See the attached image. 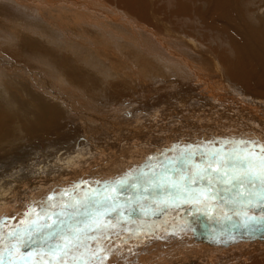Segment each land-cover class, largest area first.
<instances>
[{"label": "bare ground", "instance_id": "bare-ground-1", "mask_svg": "<svg viewBox=\"0 0 264 264\" xmlns=\"http://www.w3.org/2000/svg\"><path fill=\"white\" fill-rule=\"evenodd\" d=\"M158 1L0 0L5 7L20 6L31 17L22 27L3 21L0 29V35H7L5 41L0 38V168L11 160L18 161V166L0 174L12 176L10 183L0 186V236L5 241L33 208L58 214L61 202L71 204L74 198L83 200L86 194L91 196L89 206L79 213L86 217L95 211L91 205L103 200L109 188H115V192L123 191L119 195L126 194L117 200L111 193L119 214L108 212L107 222L117 227L103 234L99 242L88 240L91 247L106 250L103 264H264V254L259 255V250H264V221L249 223L244 230V217L234 215L243 199L236 204L230 202L237 200L239 185L210 186L207 181L192 185L216 193L218 207L212 214L196 204L160 205L157 201L174 196L175 190L149 187L150 180L159 183L164 176L179 179L193 165L205 164L208 154L215 151L227 153L247 147L259 152L264 146L263 118L249 113L235 119L222 99L210 96L206 98L209 109L194 103L180 109L190 110L181 118L201 121L189 130L162 138L150 126L140 128L133 138L106 131L127 112L183 88L227 99L241 96L264 105V0H161L163 7ZM40 26L48 28L47 32H36ZM88 33H98L95 46L104 50L113 44L141 51L143 46L156 43L168 57H154L156 66L136 62V70L114 69L95 59L92 46H83L77 40ZM69 34L77 37L70 38ZM195 96L202 94L187 98ZM169 104L178 105L180 101ZM217 115L227 125L242 127V135L224 126L214 128L210 120ZM85 135L93 136V140L74 144L73 154L90 152L91 157L62 165L58 171V157L52 153L55 150H44L47 144L63 141L72 145ZM114 145L125 147L114 150ZM139 147L147 149L144 157L156 147L165 154L155 159L126 160L134 157ZM189 150L194 153L192 162L177 164ZM41 158L54 166L50 172L17 173ZM140 162L143 173L136 170ZM65 191L70 195H64ZM51 195L55 200L50 202ZM221 208L230 218L222 215ZM15 209L21 211L15 213ZM247 210L250 216L264 215V207ZM171 212L176 218L166 221ZM180 226L185 228L178 229ZM155 231L158 238L162 237L159 247L151 240ZM174 235L184 242L177 243L179 238ZM34 241L38 245L25 247V255L32 252L33 259L39 257L37 261L51 260L38 255L48 250L43 238L37 235Z\"/></svg>", "mask_w": 264, "mask_h": 264}, {"label": "snow or ice", "instance_id": "snow-or-ice-1", "mask_svg": "<svg viewBox=\"0 0 264 264\" xmlns=\"http://www.w3.org/2000/svg\"><path fill=\"white\" fill-rule=\"evenodd\" d=\"M194 153L185 152L177 164L191 163ZM201 181H207L211 186L213 183H223L224 185H239L240 192L237 200L230 201L236 204L242 197L240 207L236 208L234 215L244 217V226L249 223H259L264 221V215L259 217L250 216L247 209L252 206L264 207V146L256 152L254 149L242 147L234 148L227 153L215 151L208 154L207 162L203 165H193L187 174H181L179 179L162 177L159 183L150 180L154 187H170L174 189V196L157 201L164 206H172L176 202L184 204H196L201 211L212 214L218 207L216 193L209 188H193L192 185ZM121 184L124 181H120ZM253 188L254 191H247ZM115 188H109L103 200H98L91 207L95 211L87 213L86 217L80 216V209L87 208L91 199L86 194L83 200L76 198L71 204L61 202V211H45L41 213L33 208L28 214V218L21 221V227L8 233L5 241L0 236V264H103L105 260V249L97 246L91 247L88 240L91 238L99 242L103 234L117 226L107 222L108 212L117 211L116 201L111 193ZM64 195H70L65 191ZM48 200L54 201L55 196L51 195ZM56 207L55 204L52 205ZM122 207V206H121ZM103 209V211H101ZM222 215L228 217V213L221 208ZM82 222V225L80 222ZM92 233H100V236H93ZM40 235L47 245V252H41V256H49L51 260L37 261L33 259V253L27 255L23 249L35 243L34 237ZM52 241H57L55 244Z\"/></svg>", "mask_w": 264, "mask_h": 264}, {"label": "rangeland", "instance_id": "rangeland-1", "mask_svg": "<svg viewBox=\"0 0 264 264\" xmlns=\"http://www.w3.org/2000/svg\"><path fill=\"white\" fill-rule=\"evenodd\" d=\"M155 1H157V0H155ZM160 1H158L157 4L160 7H163L164 4L163 3L161 4ZM173 5L174 4L172 3V6ZM1 7H2V9H1ZM16 7H20V6H18V5L12 6L11 5V7L10 6L5 7L4 5H2L0 3V10H1L0 11V25H1L0 29L1 30L3 27V25H2L3 21H6L7 23L10 22L9 24L14 25L15 27H17V25L22 27L24 24L27 23L25 21H29V19L31 18L27 11H25L24 9H22L20 7L22 9V12H19L20 8L17 9ZM23 11L25 13H23ZM26 19H28V20H26ZM21 22H22V24H21ZM5 29L10 30V28H8V29L5 28ZM45 29L47 30L48 28H46L44 26H40L39 30H37L36 32H41L42 30L44 32H47ZM110 30L113 31L114 33H116L115 30H113V29H110ZM1 36H2L1 41H5L6 40L5 38L7 37V35H4V34L0 35V38H1ZM98 36H99L98 33H88V34L82 36V37H86V39H82V37H81V38H78L77 40L80 41L83 46H87V47L92 46L95 50V59L96 60H102L104 63L111 65L114 69H118V70L125 69L127 71H130L131 68H134L136 70L138 67L136 65V62H138L137 64L143 63L142 65H144V66H147L149 64V62H152L153 66H156V64L154 63V57H157V56L168 57L167 52L164 51L162 49V47L156 43H150L146 46H143L141 51H138L137 49L130 48V47L117 48L113 44L111 45L109 50H104L101 47L98 48V46H95V43H96L95 39ZM208 36L210 37V35H208ZM3 37H4V39H3ZM69 37L75 39L77 37V35L76 34H69ZM87 37H89V38L91 37V38L88 39ZM13 45L16 46V43H13ZM112 52H114L116 55L113 56L111 54ZM97 82L99 83L100 81H96V83ZM197 93L202 94V97L195 96L193 98H187L188 95H190V94L196 95ZM210 96H212V99H216V98L222 99L225 102L224 108L228 112H230L234 116L235 119L244 118L249 113H252V114L256 115L257 117L264 119V105H259L258 103H255V102L246 101L241 96L227 99L224 96H216L212 92H205V91L199 92L198 90H196L195 92H193V91L187 92V91H184V88H183V89L175 91L172 94H167L166 96L159 97L158 99H156L152 102L145 103L135 110H131L130 112H127L123 119L118 120L112 127L108 128L106 131L112 132L114 134L121 133L122 138H133V137H136L135 133L140 128H142L144 126H150L151 131L154 132L160 138H162V137H165L166 135H168L169 133L180 132L183 130H189L195 126H199L201 124V121L196 119V118H189V117L181 118L180 117L181 115L188 114L190 112V110L189 109L180 110V109L183 107V105H185L187 103H194V106H196L195 104H197L200 107H203L205 109H209V107L207 105L206 98L210 97ZM175 100L180 101V104H178V105H170L169 104V102H172ZM131 106H133V105H131ZM190 108H192V107H190ZM171 119H173L174 121L172 122ZM210 121L213 123L214 128H219V127L224 126L229 131H232L234 133H238V134L242 135V133H241V131L243 129L242 127L234 126L233 124L227 125L226 122L222 121L221 115L215 116V118L211 119ZM213 132H214V130H213ZM92 140H93V136L85 135L83 137L78 138L72 145L69 144L70 142L67 144H63V141H62L60 144L59 141H56V142L54 141L52 143L47 144V148L44 150L46 152H50V151L55 150L52 153L54 156L58 157L57 164L59 165L58 166V171H59L62 168V165H66L68 163L77 162V161L82 162V161H86L87 159H89L91 157L90 152H86L83 155L73 154L74 147H72V146L74 144H76L77 142H90ZM53 143H55V144L52 145ZM62 145H65V146L62 147ZM117 146H119L121 148L119 149V147H117ZM60 147H62V148H60ZM124 147H125L124 145H121V146L120 145H114L112 148L114 150H115V148H117L118 150H122ZM113 149H112V151H114ZM153 149H154V151L149 152L144 157V155L146 154L145 151H147V149H142L139 147L138 151L136 153H134V155L135 154L137 155V156L135 155L134 157H137V158L129 157L126 160H129V162H134V161H138L140 159H143V157H144L143 160L147 159V157H152L153 159H155V158L165 154L164 150H158L157 147L153 148ZM165 149H167V148H165ZM167 150L171 151L170 149H167ZM138 153H140V154H138ZM13 156H16V155H13ZM17 156H18V154H17ZM133 159H135V160H133ZM151 160L152 159H150V161ZM10 162H9V164H6V167L4 169L0 168L1 169L0 171H2V172H0V174H2V173L5 174V173H7L8 169L10 170L12 167L18 166V161L13 162V160H11ZM125 162H128V161H125ZM141 162L137 165L136 170H138V168H139L140 171L139 170L138 171L140 173H143V172H145V168L142 167ZM13 164H15V165H13ZM51 164L52 163L50 161H48L47 158H41L34 165H30L27 167L25 166L21 171H19L17 173H20L23 176L24 175H43L45 173L50 172L54 168V166ZM11 165H13V166H11ZM121 169H122V167H121ZM117 170H118V167H117ZM4 171H6V172H4ZM0 176H2V175H0ZM11 177L12 176L6 177V175H5V177H0V186L3 184H6V183H10L12 181ZM154 183H157V182H154ZM115 186H118V185L115 184ZM150 186H152V185H149V187ZM196 188H198V187H196ZM120 193H121V191L114 192L113 196L115 197L117 194L119 195ZM104 195L105 194H103L102 196H104ZM89 197H91V196H89ZM68 199H69V197H68ZM70 199H72V196H70ZM74 199H76V198H74ZM120 199H122V198H119V200ZM117 200H118V198H117ZM31 205H35V204L32 203ZM19 211H21V210L15 209L14 212L19 213ZM250 223H252V222H250ZM263 225H264V223H263ZM181 226L178 229L185 228V226H183V227H181ZM258 227H261V226L259 225ZM245 228L246 227H244V230H245ZM238 232L242 233L243 230L238 229ZM157 234H158V232L155 231L153 238L151 240L154 241L155 243L158 242L157 246L159 247V244H161V241H162L161 240L162 237L158 238ZM160 235L163 236L162 233ZM180 235H183V230H182V233ZM114 236H116V235H114ZM156 236H157V238H156ZM177 236L179 239L174 235V237H176L175 239H178L177 243L179 241H181V243L184 242L183 240H180L182 237L180 238L179 235H177ZM159 241H160V243H159ZM154 242L152 243L154 245L152 247H155ZM34 244L38 245L37 242H35ZM195 245H199V244H195ZM243 245L249 246L250 248H259V246H257V245H250L248 243H244ZM157 246H156V248H158ZM142 247H144V244ZM261 253L264 254L263 249L259 250V255ZM138 255H142V254L139 252ZM35 259L38 260L39 257H37Z\"/></svg>", "mask_w": 264, "mask_h": 264}]
</instances>
